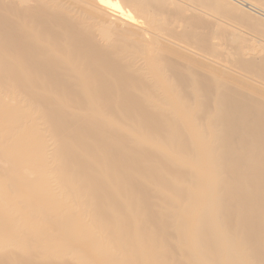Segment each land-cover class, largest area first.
<instances>
[{"label": "bare ground", "instance_id": "1", "mask_svg": "<svg viewBox=\"0 0 264 264\" xmlns=\"http://www.w3.org/2000/svg\"><path fill=\"white\" fill-rule=\"evenodd\" d=\"M185 6L0 0V264H264V48Z\"/></svg>", "mask_w": 264, "mask_h": 264}, {"label": "rangeland", "instance_id": "2", "mask_svg": "<svg viewBox=\"0 0 264 264\" xmlns=\"http://www.w3.org/2000/svg\"><path fill=\"white\" fill-rule=\"evenodd\" d=\"M176 2H179L180 5L185 6L186 8H189V11H194L198 13L199 15L206 20L213 28L218 29L219 32H225L226 39L229 40L230 45H242V46H253L255 48H264V34H260V32L254 30V29H246L244 27H237L233 23L229 21V18L227 16L215 9L213 11L209 10L208 8H205L202 4H198L196 2H192L191 0H174ZM182 3V4H181ZM260 9L264 7L258 6ZM191 9V10H190ZM213 18V19H211ZM217 23H215V21ZM229 21V22H227ZM222 24H220V23ZM228 25H227V23ZM226 24V25H225ZM225 25V26H224ZM231 25V28H230ZM228 26V27H226ZM236 26V27H235ZM230 28V29H229ZM237 28V30H236ZM240 28V29H238ZM243 28V29H242ZM245 29V30H244ZM242 30V31H241Z\"/></svg>", "mask_w": 264, "mask_h": 264}]
</instances>
